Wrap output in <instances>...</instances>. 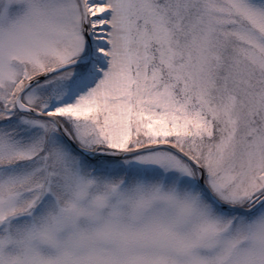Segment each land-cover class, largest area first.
Masks as SVG:
<instances>
[{"label":"snow or ice","instance_id":"1","mask_svg":"<svg viewBox=\"0 0 264 264\" xmlns=\"http://www.w3.org/2000/svg\"><path fill=\"white\" fill-rule=\"evenodd\" d=\"M0 264H264V0H0Z\"/></svg>","mask_w":264,"mask_h":264}]
</instances>
